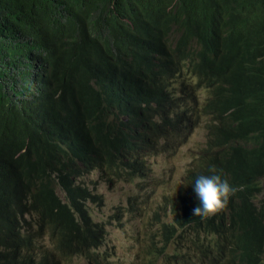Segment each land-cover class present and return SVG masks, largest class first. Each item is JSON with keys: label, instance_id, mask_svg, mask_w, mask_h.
Returning a JSON list of instances; mask_svg holds the SVG:
<instances>
[{"label": "trees", "instance_id": "obj_1", "mask_svg": "<svg viewBox=\"0 0 264 264\" xmlns=\"http://www.w3.org/2000/svg\"><path fill=\"white\" fill-rule=\"evenodd\" d=\"M183 68L218 83L232 112L208 156L187 168L178 209L163 210L173 218L164 241L186 226L188 245L215 237L207 251L220 252L217 262L264 264V0H0V264H72L99 242L87 208L95 194L82 180L115 158L116 180L146 170L142 150L122 158V120L149 126L142 149L162 140L150 155L175 149V127L188 140L189 112L181 124L145 116L173 99L159 92ZM213 174L237 190L216 215L195 217V179Z\"/></svg>", "mask_w": 264, "mask_h": 264}, {"label": "rangeland", "instance_id": "obj_2", "mask_svg": "<svg viewBox=\"0 0 264 264\" xmlns=\"http://www.w3.org/2000/svg\"><path fill=\"white\" fill-rule=\"evenodd\" d=\"M204 137V129L198 127L187 143L177 152L171 154L172 157L161 151L158 152L161 153L160 156L147 153L149 157L146 160L149 167L147 173L133 172L130 175L131 182L130 179L124 181L104 178L95 172L84 177L83 183L93 187V192L96 195L102 196L98 203H94L95 205H87L92 221L100 224L108 232L106 236L108 239L105 240L103 246L98 251L91 249V253H105L103 257L107 260L101 261V263H119L125 261L123 256L130 254L125 264H182L184 260L179 258L178 251L180 243L176 241L172 242L170 249L169 247L166 248L162 255L151 257L147 255V251L143 250L151 245L150 237L156 230L157 220L161 221L162 224L171 222V216L164 214L162 209L157 210L156 208H163L167 203L169 198L165 197V192L181 179L190 156L195 154L192 150L194 148L199 150L204 145ZM134 197L138 198L136 199V202L139 201L138 203L134 202ZM130 210L132 213H130ZM166 210L168 213L170 212L168 207H166ZM155 222L156 224H154ZM124 227L126 235L123 233ZM132 232L138 233V235L133 236ZM46 239L48 240V238H45L44 241ZM210 239L211 237H206L203 246H214V240L210 241ZM124 244L126 245L125 248ZM153 249L154 245L150 251H153ZM224 250L225 253H228V247H225ZM176 254L178 259H174ZM217 255H220V252H217ZM206 256L207 262H210L213 252H207ZM224 258L225 256L220 259V263ZM70 259L72 264H89L82 256ZM188 262V264H192L190 261Z\"/></svg>", "mask_w": 264, "mask_h": 264}, {"label": "bare ground", "instance_id": "obj_3", "mask_svg": "<svg viewBox=\"0 0 264 264\" xmlns=\"http://www.w3.org/2000/svg\"><path fill=\"white\" fill-rule=\"evenodd\" d=\"M170 83H171L170 90L172 92L173 99L170 101L168 98H166V99L163 98L159 107H157V106L153 107L150 104V108L147 112H145V116L147 118H155V117L160 115L163 119H166V120L169 119V120H172L174 123L178 122L179 124H181L182 121L186 119L185 116L187 117L186 113L189 112V114L191 115L192 121L195 118H197V124L195 125L194 131L198 127L203 128L205 131L204 145L201 148H199V150L197 148H194L192 150L195 154L190 156V160L185 167V170H184V173H183L181 179L178 180V182L170 190H167L165 192V195H166L165 197L169 198L167 203L164 205L163 208H161V207L156 208L157 210L162 209V211H163L166 209V207H168L169 210L173 214V212H175L174 207L176 209H178L177 204H179V197L181 195H183L186 191V181H184V176H185L187 168L190 166V164L194 161V158H196V157L198 158V160L200 162V159L203 157V153L206 151V148L213 145V141H214L215 137L219 134V131L220 132L223 131L224 128L229 124V119H230V115H231L232 110L226 109L224 107V103H226L228 101V95L226 94V91L223 92L221 89L220 90L218 89V88H220V86H218V83L211 84L209 79H198V77L196 75H194L188 69L183 68V69L179 70L177 73H175L174 76L172 77V79L170 80ZM222 88H225V86L222 85ZM148 92H149L148 96L150 97V95L153 94V92L152 91H148ZM203 93H204V95H203ZM185 103H191V104L195 105L197 107V112L193 109H188L187 107H184ZM143 107H146V105L144 104ZM204 109L210 110L209 114L206 116L205 115L202 116V111ZM180 115H184V119H180ZM131 119L133 120V122H128L127 120L126 121L122 120V122H121V127H123L124 131H126L128 136L130 137L127 146H119L121 153L124 154V156H122V154H121V156H122V158H124V160L129 159V161L131 162L132 161L131 155L134 154L135 152H139L140 150H142L141 151L142 160L146 166V170L143 173H147L149 167H148L146 160L149 157H147L146 155H147V153L151 152L149 150L150 148H152L153 146L155 147L157 144L162 143V140L159 137H158L159 140L153 139V141L150 145H148L145 149H142L143 147L146 146V144L154 136H152L151 134H146V135L142 134L145 130H147L149 128L148 125H146L144 128L138 129L139 120H141V119H139V118L138 119L137 118H131ZM169 133H170V137H171V139H170L171 144L173 145V147H175V149L173 151L166 152V154H168V156H171V154L177 152L180 149L173 142L174 141L180 142L181 146H183L185 143H187V141L189 140L190 137L187 140V134L179 133L178 128H176V127L174 130L169 131ZM160 155L161 154H159L157 156H160ZM187 155H189V154H187ZM225 160H227V159L225 158L224 161ZM116 163H117V158H115V160H114V167H115ZM114 167H110L108 169H103V170H101V168H96L94 170H91L89 172V174H93L94 172L95 173H103V172H106L109 170H113V171H115L113 179H115L119 173V169L114 168ZM135 172H137V171H135ZM101 176H103L104 178H107L104 175H101ZM120 178L123 179L124 178L123 175H121ZM131 181H132V179L130 180V182ZM168 181H170V179H168ZM82 182H83V180H82ZM87 186H89V185H87ZM91 189L93 191V187H91ZM101 197H102L101 195L95 194V199L94 200L90 199L88 204L93 205L94 203H98V200ZM134 199H135L134 200L135 203L139 202L138 200H137L138 202H136V199H138L137 197H134ZM139 200H141V199H139ZM139 205H141V204H139ZM135 207H137V206H135ZM140 208L142 209V206ZM136 209H138V208H136ZM130 213H132L131 210H130ZM137 216H139V215H137ZM172 219H171V221H172ZM165 223L171 224V222L170 223L165 222ZM95 224H97V223H95ZM119 224H122V223H119ZM154 224H156V222ZM97 225H99V228L101 229V230H95V234L98 236L99 242L92 245V247H91V249H94L96 251H98L103 246V244L105 243V240L108 239V238H106L108 232H106V230L100 224H97ZM108 225H109V223H108ZM156 225H157L156 230L154 233H152V235L150 237L151 245L146 247L147 249L143 250V251L148 252L147 253L148 256L153 257L155 255L164 254V251H166V248L169 247V249H170V244L172 242L176 241V242L180 243V248H186L187 251H189V250L191 251V253H190L191 257L186 258V259L188 261H190L192 264H213V263L219 264L220 263V259H219V262H217L215 260L216 259L215 255H217V252H219V251L209 250V251H212L213 253L216 252L215 255L213 254V256H211L212 260L211 261L209 260L210 262H207V256L205 253L208 249H211V248L216 246V243H215L216 239L214 240V246H212L211 248H209V246H203L204 239L208 236L202 237L203 241L201 242V246L192 245V244L188 245V243H190L191 239L194 238V233H189L190 235L188 237V235L186 234V233H188L186 231L187 227L185 226L184 228H181V232H180V230L176 231L174 236H172V237L170 236L171 237L170 239H167L164 241L163 236H164L165 232H163V228L166 227L167 225H164L160 222H157ZM121 227H123V226H121ZM183 232H185L184 235L182 234ZM123 233H124V235H126L125 227H124ZM132 234H133V236L138 235V233H135V232L134 233L132 232ZM201 236H202V234H201ZM209 237L215 238L214 236H209ZM153 245H154V249H153V251H150L152 249ZM72 246L75 247V244L73 243ZM118 246H119V244H118ZM125 246L126 245L124 244V248H125ZM190 246H192V247H190ZM112 247H113V245H112ZM91 249L87 253H82V254L76 253V254H78L79 257L82 256L87 260V254L89 253L90 255H92V257L95 260H97L96 264H103V263H101V260L104 259L103 256L105 255V253L104 252H98L97 254L91 253ZM73 251H76V247ZM209 251H207V252H209ZM73 254H74V252H73ZM129 255L130 254L123 256V259L125 261H121L119 263L113 262V263H108V264H125V262L127 261V257ZM186 259H182V260H186ZM104 260H107V259H104ZM227 260H228V255L225 254V258L221 263L225 264ZM70 262H71V260H70ZM86 263H88V262H86Z\"/></svg>", "mask_w": 264, "mask_h": 264}, {"label": "clouds", "instance_id": "obj_4", "mask_svg": "<svg viewBox=\"0 0 264 264\" xmlns=\"http://www.w3.org/2000/svg\"><path fill=\"white\" fill-rule=\"evenodd\" d=\"M228 58L220 57L216 62L222 63L220 70L225 78H229L223 68H229L233 66L230 62H227ZM171 91L168 89L159 92V97L163 98L171 95ZM193 132V131H192ZM178 148H182L181 143L174 141L173 142ZM206 154L208 156L209 150L206 148ZM211 171L215 173V168H212ZM264 177V175H260L256 178V180H260ZM194 192L196 194L197 199L199 200V206L193 208V215L199 216L201 218H209L213 215H216L219 211H221L224 207H226L230 196L234 195L236 190L233 188L227 180L222 179L220 175H199L195 179L194 183ZM192 230H190L191 233ZM192 245L201 246V243L194 242ZM98 246V245H97ZM192 247V246H190ZM192 250V249H191ZM179 258L186 259L191 257V251H187L186 248H180ZM174 259H178V255L176 254ZM188 260H184L182 264H188Z\"/></svg>", "mask_w": 264, "mask_h": 264}]
</instances>
